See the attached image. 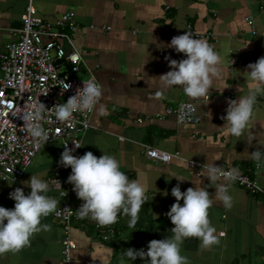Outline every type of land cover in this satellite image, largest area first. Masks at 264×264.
<instances>
[{
	"label": "crops",
	"instance_id": "crops-1",
	"mask_svg": "<svg viewBox=\"0 0 264 264\" xmlns=\"http://www.w3.org/2000/svg\"><path fill=\"white\" fill-rule=\"evenodd\" d=\"M30 1L36 14L48 21L66 13L74 16L66 29L72 43L62 40V44L67 51L81 54L80 75L93 76L102 86L100 103L107 115L94 111L92 128L81 137L80 155L91 151L97 157L103 152L114 156L121 171L146 190L147 202L136 225L130 226L129 217L119 214L122 221L116 237L92 219L79 218L77 209L83 201L71 194L74 218L69 235L77 248L69 264H118L128 248L147 251L151 240L172 236L174 225L166 215L176 202L171 189L179 185L183 192L195 187L193 181L201 180L202 187L210 183L200 176L203 167L191 168L178 159L168 164L149 159L146 145L180 152L186 160L201 165L213 161L226 169L237 168L239 174L250 173L264 185V161L250 158L257 148L264 150V96L258 97L241 137L227 135L221 118L226 116L230 100L247 94L243 73L249 70L247 65L264 57V0H0V51L17 38ZM187 31L195 38L194 32L210 33L208 39H199L206 40L222 58L221 78L214 81L208 101L194 102L179 86L164 90L159 85V76L171 70L165 57L177 61L186 57L172 48H158L153 37L157 43L167 44ZM230 57L237 59L235 66ZM158 91L160 98H156ZM184 101L196 105L198 122L181 124L175 117L156 118L167 107ZM140 118L143 123L138 122ZM63 151L60 140L47 142L18 180L3 181L0 175V206L14 207L9 193L17 187L28 195L31 189L23 181L32 174L49 183L59 177L71 184L67 182L71 168L58 163ZM207 190L215 200V187ZM229 191L231 209L215 201L208 210L219 244L202 250L197 238L186 239L181 254L189 264H264V196L253 195L235 182ZM49 195L60 199L57 208L66 201L55 188ZM41 223L51 225V230L35 234L30 246L17 253L0 255V264H68L62 254L63 224L54 213ZM127 264H145V260L137 257Z\"/></svg>",
	"mask_w": 264,
	"mask_h": 264
},
{
	"label": "clouds",
	"instance_id": "clouds-1",
	"mask_svg": "<svg viewBox=\"0 0 264 264\" xmlns=\"http://www.w3.org/2000/svg\"><path fill=\"white\" fill-rule=\"evenodd\" d=\"M152 43H156L158 48H172L186 57L179 61L165 57L171 70L159 76L161 89L179 86L191 101H208L214 81L221 78L222 58L214 47L204 39L195 38L188 31L174 36L167 44L157 43L154 37ZM247 69L249 70L243 72L248 82L247 94L241 95L237 100H230L226 116L221 117L225 121L222 128L226 130V134L237 138L244 134L252 120L258 97L264 96V57L247 65ZM70 87L71 84L64 83L62 94ZM161 95L158 91L156 98ZM101 97L102 88L94 79L83 82V87L75 95L55 107L56 121L68 123L70 126L71 118L77 112L95 111L100 116L107 115L105 106L100 103ZM47 109L42 102H31L23 110L12 112L13 117L23 121L21 131L32 137L37 148L50 137L41 125ZM248 142L251 143L252 138ZM74 144L75 148L84 145L76 141ZM64 145L58 163L64 168H71L67 182L73 185L77 198L83 201L77 209L78 217L90 218L99 226H108L117 221L118 214H122L129 217V225L134 227L141 207L147 202L145 188L139 182L130 180L121 171L120 162L114 156L103 152V155L97 157L88 151L77 157L73 155L74 149L67 147V142ZM250 158L256 162L264 161V150L257 148L250 152ZM200 176L207 177L210 183L202 187L201 180L193 181L195 187H189L183 192L179 185L171 189V195L176 198V202L171 205L166 215L174 225L171 228L172 236L151 240L147 251L128 248L119 257L118 264H127V261H135L137 257L145 260V264H189L188 258L181 254V245L186 239L197 238L202 250L219 244L208 210L215 201H219L225 209H231L233 198L229 188L237 180L239 170H224L212 161L203 164ZM23 183L30 187V193L25 195L24 190L17 187L9 193V198L15 201L14 207L9 209L0 206V255L17 253L30 246L31 238L35 234L51 230V225L42 224L41 221L56 212L60 199L50 196L49 192L53 188L62 189L60 182L56 180L50 184L39 175L32 174ZM213 186L216 190L215 200L207 190ZM167 194L164 192V195ZM64 195L66 192L60 191V197Z\"/></svg>",
	"mask_w": 264,
	"mask_h": 264
},
{
	"label": "built area",
	"instance_id": "built-area-1",
	"mask_svg": "<svg viewBox=\"0 0 264 264\" xmlns=\"http://www.w3.org/2000/svg\"><path fill=\"white\" fill-rule=\"evenodd\" d=\"M73 20L74 16L66 13L54 22L48 21L36 14V9L30 1L22 16L23 26L16 32L17 38L7 43L4 50L0 51V175L3 181L18 180L44 145L40 144L37 148L32 137L21 131L23 121L12 116L13 111L23 110L24 106L31 102H42L48 108L45 119L41 121L42 127L50 135L47 142L60 140L63 147L67 142V147L74 149V155L81 156V147L75 148L74 141L81 143L82 135L92 128L94 111L74 113L70 126L68 123L56 121L54 116L55 107L75 95L77 90L83 87V82L94 79L101 86L95 77L80 75L83 61L81 54L76 50L67 51L62 44V40L72 43L66 29ZM249 22L252 24V21ZM194 34L198 38L206 39L211 36L210 33ZM229 61L231 66L237 64V59L233 57H230ZM66 82L71 84V87L62 94V85ZM165 117H175L181 124H194L199 121L196 105L187 101L175 107H167L163 114H156L158 119ZM138 122L143 123L144 119L140 118ZM145 155L162 164L178 159L185 161L191 168L203 167L198 162L186 160L180 152L169 153L152 146H145ZM56 180L61 184L60 191L66 192L63 196L66 201L56 209L54 215L63 224L65 238L62 254L65 262L69 264L72 253L77 248L69 235L74 218L69 197L76 193L72 184H65L59 177L49 181L52 184ZM235 183L253 195L264 196V185L250 173L239 174ZM121 221L118 214L115 223L103 226L105 232L116 237Z\"/></svg>",
	"mask_w": 264,
	"mask_h": 264
}]
</instances>
